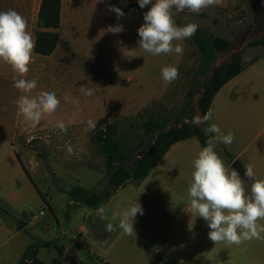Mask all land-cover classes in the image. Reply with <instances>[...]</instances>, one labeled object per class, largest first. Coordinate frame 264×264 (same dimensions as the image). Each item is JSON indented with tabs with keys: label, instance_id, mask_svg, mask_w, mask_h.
I'll return each instance as SVG.
<instances>
[{
	"label": "rangeland",
	"instance_id": "obj_1",
	"mask_svg": "<svg viewBox=\"0 0 264 264\" xmlns=\"http://www.w3.org/2000/svg\"><path fill=\"white\" fill-rule=\"evenodd\" d=\"M69 7L71 12L64 15L60 29L59 51L51 57L34 54L26 77L37 81L32 95L42 90L56 93L60 107L54 116L45 117L36 128L25 122L17 112L16 101L21 93L13 86L14 74L10 66L0 62V177L3 175L5 181V187L0 188V198L15 192L13 185L18 184V199L10 212L14 222L17 219L16 229L18 221L29 222L28 218L40 213L41 206L52 204L44 199L49 194L51 199L59 195L61 201L68 203L70 198L65 192L72 186L97 187L100 191L106 188L105 158L100 152L95 128L88 129V120L98 122L108 114L110 122L117 124L120 139L139 142L143 137L140 123L149 112H164L172 119L177 116L183 119L189 113L184 107L185 99L201 55L192 38L175 42L184 46L182 55L153 56L139 48L138 28L144 23L145 12L125 8L122 0H75ZM111 8H119L124 15L118 17ZM173 17L179 26L194 22L203 33L229 41L231 50L237 49L254 27L256 38L264 34L260 31L264 11L258 5L253 6L250 0H226L198 14L173 10ZM117 25H121L123 31H109ZM30 32L35 36L36 31ZM168 56H176L173 62L179 78L167 85L159 84ZM262 56L264 46L250 44L240 58L242 65L248 66L253 59ZM81 87L92 89L93 95L86 96L80 92ZM60 121L67 127V134L57 126ZM8 139L15 144L27 167H32L33 158L38 159L40 170L33 179L23 169L20 177L13 172L3 147ZM69 144L73 147L71 155L67 153ZM34 182L43 192L42 196ZM68 207L66 213L73 216L82 206L70 210ZM77 223L73 219L67 221V236H73ZM57 229L53 230L51 239L58 235ZM29 230V226L24 227L18 237L7 240L0 253L5 259L0 260V264L19 263L21 251L26 248V241L22 242L24 235H29L32 244L38 243L37 235H30ZM62 238L65 239L64 234ZM46 254L49 264H56L57 254L53 251ZM61 257V264H73L72 259ZM28 264H32L31 261Z\"/></svg>",
	"mask_w": 264,
	"mask_h": 264
},
{
	"label": "crops",
	"instance_id": "obj_2",
	"mask_svg": "<svg viewBox=\"0 0 264 264\" xmlns=\"http://www.w3.org/2000/svg\"><path fill=\"white\" fill-rule=\"evenodd\" d=\"M74 1L61 0L60 41L53 54L43 57H51L59 51L64 15L71 12L69 5H73ZM41 3L42 0H0V11L16 10L27 19L29 31H37ZM175 60L176 56H168L165 66H174ZM157 83L164 82L161 79ZM210 109L213 112L210 123L217 124L225 134H234V142L230 146L220 144L215 149L225 165L231 169L235 160H239L244 167L251 163L255 166L256 178L264 179V56L244 66L239 75L229 80L215 95ZM8 140L3 147L13 172L20 177L23 167L17 156L19 153L15 144ZM202 147L197 138L176 142L145 179L127 182L95 210L82 206L73 216H67V207L72 203L61 201L59 195L54 199L47 195L52 204L41 206L40 213L26 222V228L30 227L28 233L39 238L38 258L49 264L46 253L53 251L57 254L56 264H61V256V259H72L73 264H264V240L245 241L239 246L214 245L208 239L207 223L187 212L185 206L193 171L192 160ZM37 160H31L32 167L26 165L32 177L40 170ZM2 177L0 188L5 187ZM41 180L47 183L43 177ZM13 186L15 192H9L11 195L7 198H0L7 210L6 213L0 212V253L10 237L19 236L15 223L17 219L14 222L10 217L18 199L16 191L19 190L17 183ZM34 187L42 196L43 192L35 182ZM137 202L143 208V214L138 213L134 220L135 234L125 235L119 228L114 232L106 231L105 226L112 220L113 214L123 213ZM101 208L107 219L101 218ZM69 219L77 223L73 236H67L65 232ZM56 227L58 235L51 239ZM28 236L24 235L25 240L22 239L23 243L26 241V248L21 251L19 259L32 245ZM2 259L5 257L1 256Z\"/></svg>",
	"mask_w": 264,
	"mask_h": 264
},
{
	"label": "clouds",
	"instance_id": "obj_3",
	"mask_svg": "<svg viewBox=\"0 0 264 264\" xmlns=\"http://www.w3.org/2000/svg\"><path fill=\"white\" fill-rule=\"evenodd\" d=\"M144 8L151 5L144 13V23L138 28L139 48L153 56L175 53L182 55L184 46L177 41L191 39L198 30L194 22L183 26L176 24V13L187 10L198 14L210 6H219L223 0H138ZM117 16L124 13L119 8H111ZM111 32L123 31L121 25L109 28ZM35 40L29 31L27 19L16 10L0 11V62L10 66L14 76L13 86L19 90L17 112L23 120L36 128L45 117H52L60 107V100L55 92L39 91L35 79H27L29 65L33 62ZM163 82L167 85L179 78L176 66L168 65L161 69ZM86 96L93 95L92 89L81 87ZM213 112L193 117L196 125H205L206 146L202 147L192 160L193 171L187 188V212L191 216L202 218L209 228L208 239L215 244L241 245L245 241L264 240V179L256 178L254 165L244 167V176L250 181L247 185L240 173L225 165L224 160L215 150L218 145L226 147L234 142V134H225L215 123H210ZM59 129L67 134L64 122H58ZM88 129H94L96 122L87 121ZM67 153L73 154V147L67 146ZM101 218L107 219L100 209ZM143 214V208L137 202L123 213H115L105 228L114 232L119 228L125 235L134 232V220L137 214ZM118 221V223H114Z\"/></svg>",
	"mask_w": 264,
	"mask_h": 264
},
{
	"label": "trees",
	"instance_id": "obj_4",
	"mask_svg": "<svg viewBox=\"0 0 264 264\" xmlns=\"http://www.w3.org/2000/svg\"><path fill=\"white\" fill-rule=\"evenodd\" d=\"M122 1L127 9H136L142 12L149 10L148 5L141 8L138 0ZM256 1L250 0L253 6H255ZM61 4V0H42L37 23L38 30L36 31L35 38V54L50 56L56 50L60 41L58 30L61 25ZM192 39L200 50L201 55L195 79L185 99L184 107L189 110V113L182 117L183 119H189L191 122L193 121V117L197 115L194 107V95L200 91L199 79L210 72L216 61L218 50L226 53L232 47L229 41L221 37L207 35L201 30H197ZM251 45L264 46V34L256 38ZM260 58L253 59L250 64H253ZM243 70L244 66L239 57L235 61L223 63L216 70L215 74L205 82L207 93L199 99V105L203 114L211 108L212 101L217 92ZM183 119L179 116L172 119L164 112H149L147 117L140 123L143 137L139 142L120 139L117 124L110 122L108 114L96 122L95 132L99 141L100 152L105 158L107 185L103 191L98 190L97 187L88 189L80 185L72 186L70 190L65 192L72 203L68 209L70 210L74 206H85L94 210L98 209L109 200L118 188L127 182H139L145 179L176 142L189 138H197L203 147L206 146L205 125L195 126L191 122H187L182 128L173 127L169 131H161L168 128L171 124H180ZM156 135L157 140L153 145ZM223 149L227 152L225 148ZM17 156L24 171L32 179L21 157L18 154ZM44 199L46 203H49L46 197ZM0 212H7L1 200ZM67 216H69L68 213ZM37 250V244L33 243L30 245L18 264H28L29 261L32 264H46L38 258Z\"/></svg>",
	"mask_w": 264,
	"mask_h": 264
},
{
	"label": "water",
	"instance_id": "obj_5",
	"mask_svg": "<svg viewBox=\"0 0 264 264\" xmlns=\"http://www.w3.org/2000/svg\"><path fill=\"white\" fill-rule=\"evenodd\" d=\"M255 5H258V6L262 7V9L264 11V0H257L256 3H255ZM255 28L256 27H254L250 31V33L248 34L247 38L241 43V45L237 49H232L231 51L226 52V53L225 52H220L218 50V53L219 54H218V56L216 58V61H215L214 65L212 66L210 72L207 75H205L204 77H202V78L199 79L200 91L197 92L194 95V107H195V110L197 112V115H201V116L203 115V112H202V110L200 108V105H199V99L207 93V90H206V87H205V82L208 79H210L215 74L216 70L223 63L228 62V61H235V60H237L240 57V55L244 51V49L247 46H249L256 39V34H254ZM260 31H264V21L260 24ZM222 56H224V59H221ZM230 56H233V58L231 60H227V58L230 57ZM187 122H191V121L189 119H187V118H184L181 121L180 124H171L168 128L163 129L161 131H163V132L164 131H169L173 127L182 128L183 125L185 123H187ZM191 123L194 124L193 121ZM194 125L195 126H202V125H196V124H194ZM156 140H157V135L155 137V141H154L153 145L155 144ZM233 168L236 169L240 173L241 177L243 179H245V181L249 182L248 181V178L246 176H244V171H245L244 170V166H243V164L239 160H235L233 162ZM26 225L27 224L25 222L18 221V223H17V230L21 231L24 227H26Z\"/></svg>",
	"mask_w": 264,
	"mask_h": 264
},
{
	"label": "built area",
	"instance_id": "obj_6",
	"mask_svg": "<svg viewBox=\"0 0 264 264\" xmlns=\"http://www.w3.org/2000/svg\"><path fill=\"white\" fill-rule=\"evenodd\" d=\"M42 215L44 214V212L41 213Z\"/></svg>",
	"mask_w": 264,
	"mask_h": 264
}]
</instances>
